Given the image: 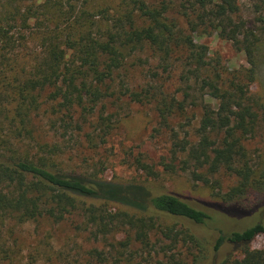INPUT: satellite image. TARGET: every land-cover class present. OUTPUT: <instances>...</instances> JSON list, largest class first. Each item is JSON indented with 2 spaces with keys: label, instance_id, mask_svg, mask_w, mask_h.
<instances>
[{
  "label": "trees",
  "instance_id": "16d2710c",
  "mask_svg": "<svg viewBox=\"0 0 264 264\" xmlns=\"http://www.w3.org/2000/svg\"><path fill=\"white\" fill-rule=\"evenodd\" d=\"M240 11V0H0V264H25L14 229L40 218L82 219L104 237L124 235L109 244L125 264L139 251L135 244L147 248L158 236L169 240L162 248L170 252L169 264H188L183 249L189 250L190 242L201 244L189 223L208 225L213 216L207 210L143 184L66 172L57 160L60 145L36 135L39 116L59 117L65 130L80 131L97 105L112 96L108 83L115 73L145 49L165 61L176 56L182 62L183 99L163 97L157 105L160 123L171 133L172 158H180L192 180L213 188L216 203H207L209 208L235 218L258 212L264 170L246 142L264 120V103L250 90L260 35ZM207 31H217L245 52L252 66L249 82L236 75L224 78L220 62L209 59L205 45L192 36ZM130 96L142 101L143 95ZM188 104L202 111L194 141L187 131L181 138L170 122ZM77 108L80 123L73 120ZM51 124L56 132L61 128L54 120ZM93 127L85 137L98 147L114 128L112 115L101 113ZM25 140L36 143L35 153ZM136 163L148 176L160 175L142 158ZM222 172L236 179L226 192L216 191L222 185L213 179ZM263 233V218L242 230L221 232L215 250L229 242L236 251L213 264H264V247L252 246Z\"/></svg>",
  "mask_w": 264,
  "mask_h": 264
},
{
  "label": "rangeland",
  "instance_id": "374dc122",
  "mask_svg": "<svg viewBox=\"0 0 264 264\" xmlns=\"http://www.w3.org/2000/svg\"><path fill=\"white\" fill-rule=\"evenodd\" d=\"M256 3H262L260 11H256ZM240 6V17L256 28L260 35L254 58L255 78L250 82V90L264 103V0H240ZM179 20L186 26L184 20ZM199 34L197 32L192 35L194 41L205 45L204 50L209 59L220 62L224 78L230 80L236 75L249 82L247 74L252 66L244 51L236 49L231 41L217 31ZM30 44L36 46L35 42ZM181 72L182 62L176 56L165 61L150 49L141 50L127 60L125 67L115 73L114 80L108 83V91L112 96L106 97L97 105L87 121L82 122L80 131L65 130L60 118L55 116L37 117L35 129L38 139L60 145L62 151L57 154V160L60 168L66 172L76 171L84 175L96 172L97 178L104 181L143 184L154 193H175L197 208L207 210L213 216L208 225L189 223L201 244L190 242V249H183L182 257L188 264H213L236 251L229 242L215 250V243L221 232L227 234L233 230H242L264 219V191L257 194V201H261L263 205L256 214L245 218L228 216L207 205L216 203L212 194L213 188L204 181L192 180L187 170L182 169L180 158H172L171 133L161 125L157 105L163 97H169L168 100L173 96L183 99L184 84L180 79ZM131 92L143 95L142 101L136 96H130ZM73 112L74 122L80 123V108ZM201 112L200 107L188 104L185 112L178 110L172 114L170 122L179 131L181 138L187 136L186 131L189 134L187 139L194 141L198 138L197 127ZM101 113L112 115L114 128L106 143L94 147L85 135L94 130L93 123ZM53 120L61 127L58 132L52 129ZM188 120H192L189 125L186 124ZM182 125L183 127H180ZM95 141L98 142L99 138L96 137ZM25 145L32 153L37 150L34 142L25 140ZM246 145L261 170H264V120L256 134L247 140ZM138 158L152 164L160 175L148 176L136 163ZM166 164H170L172 169L167 170ZM213 179H217L222 185H216V191L222 192H226L236 182L232 175L223 172ZM14 230L23 258L22 263L25 264H117L115 260H119L120 264L127 263L113 252L109 244L115 240L120 241L125 238L124 235L120 234L116 239L104 237L92 226H86L82 219L69 218L55 222L40 218L23 223ZM167 243L169 240L158 236L152 238L147 248L135 244L139 251L131 258L130 264H169L170 252L166 254V250L162 249ZM252 246L264 247V233L254 239ZM96 250L104 251L105 254L99 257Z\"/></svg>",
  "mask_w": 264,
  "mask_h": 264
}]
</instances>
